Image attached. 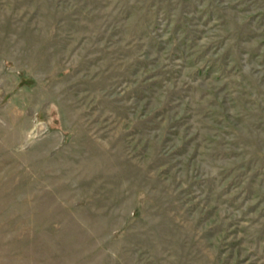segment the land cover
Listing matches in <instances>:
<instances>
[{"label": "rangeland", "instance_id": "1", "mask_svg": "<svg viewBox=\"0 0 264 264\" xmlns=\"http://www.w3.org/2000/svg\"><path fill=\"white\" fill-rule=\"evenodd\" d=\"M0 264H264V0H0Z\"/></svg>", "mask_w": 264, "mask_h": 264}]
</instances>
